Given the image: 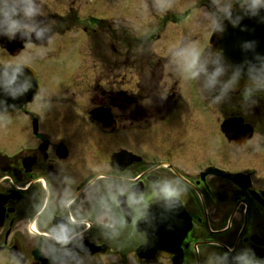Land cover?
I'll use <instances>...</instances> for the list:
<instances>
[{
    "label": "flooded vegetation",
    "instance_id": "1",
    "mask_svg": "<svg viewBox=\"0 0 264 264\" xmlns=\"http://www.w3.org/2000/svg\"><path fill=\"white\" fill-rule=\"evenodd\" d=\"M133 2L153 7L147 14L160 29L190 36L209 33L226 5L243 0ZM37 18L21 12L15 32L42 29L50 43L51 35L78 28L70 8L50 24ZM89 22L104 25L113 40L25 45L16 55L0 48V66L34 73L25 76L33 79V97L0 113V264H41L35 257L46 264H218L225 253L226 264H236L248 249L264 259V84L225 85V69L213 78L218 65L208 63L205 42L193 51L197 67L182 72L188 59L176 56L189 40L172 60L151 52L143 76L140 64L126 61L124 34L101 19ZM90 26L81 32L91 40ZM84 49L95 57L84 58ZM83 159L88 166L80 170ZM165 184L179 198H166ZM61 227L67 244L54 238Z\"/></svg>",
    "mask_w": 264,
    "mask_h": 264
},
{
    "label": "rangeland",
    "instance_id": "2",
    "mask_svg": "<svg viewBox=\"0 0 264 264\" xmlns=\"http://www.w3.org/2000/svg\"><path fill=\"white\" fill-rule=\"evenodd\" d=\"M142 1L144 3L148 0ZM156 1L160 3L165 2V0ZM18 2L19 1L17 0V3ZM33 2L35 7L38 9L36 15L40 16V18L35 20L37 22H46L50 24L51 16L54 13L64 14V12H66V10L69 8L73 10V12L78 17V28L74 30V35H66L60 39L54 35H51L48 46H98V43L102 44L103 46H107L108 43L113 39H110V37L108 38V36L105 34L106 31L102 30L104 25L99 24L97 28H94L93 25H89V20L91 18H97L99 20L101 19L105 22V24H107V26H109L111 33L120 32L122 35L124 34L126 39V44H124L126 51L125 58L127 59L126 61L128 63L131 59L132 61L130 63L135 62L142 65V67L140 65L138 66L139 71H141L143 76L146 74V67L144 68V66L147 63L145 60L149 59V54L151 52L157 54L159 58L162 56L172 60L176 56L174 55L173 49L176 46H180V43L184 42L183 40H189L188 42L193 44L183 46L182 54L176 56L179 59H189L188 54L195 53L193 52L194 49L197 50L198 47L203 45L202 43H206V39L208 37V30L203 32L200 31V29H196L192 35L188 36L187 34H182V31L180 30L173 32L174 30L170 25L160 29L161 23L152 22L149 15L147 14L149 11L156 12L155 9H153V7L150 9V6L147 8L137 7L133 4V0H33ZM165 5L167 6L168 10H172L174 8V4L172 5L171 3H166ZM198 13L203 19L202 22H204V26L209 28V19L204 16L203 12L199 11ZM200 22L201 20L198 19L194 25H199ZM176 23L177 21H175L174 24ZM183 25L184 24H181V26ZM88 26L92 27L93 30L95 29V37L91 40L88 38V36L81 32L84 27ZM156 30H159L157 31L159 33L152 34L153 32H156ZM138 41L142 42V44H139ZM26 46L30 45L27 44ZM113 46L120 45L115 42L113 43ZM189 46H192L193 50H191V47ZM83 53L84 58L90 59V57H95L94 55L90 56L87 49H84ZM0 57L2 58V56ZM178 68L179 67H176L175 70ZM175 70L173 72H175ZM187 71V66H184L182 72L187 73ZM80 162V167H78L80 170L86 168L85 166H88V162L85 159L81 160Z\"/></svg>",
    "mask_w": 264,
    "mask_h": 264
},
{
    "label": "water",
    "instance_id": "3",
    "mask_svg": "<svg viewBox=\"0 0 264 264\" xmlns=\"http://www.w3.org/2000/svg\"><path fill=\"white\" fill-rule=\"evenodd\" d=\"M5 28L6 26L0 22V31ZM25 41L24 34H14L11 42L6 39L5 35H0V46L6 47L14 54L23 48ZM30 42L36 46H47V34L34 31L30 36ZM208 46L210 47L207 56L208 63L220 61L226 71L225 85L240 89L243 86L257 83L264 84V75L257 76L253 71L254 66L264 65V8H261L257 15L252 16L248 14L246 5L232 7L231 19L225 18L218 29L213 30ZM11 68L13 69L0 70V111L2 112L16 110L34 95V87L32 86V89L29 87L33 85V79H25V76L31 74L30 71L26 67ZM186 224V229H188V220L185 221V226ZM166 225L168 224L163 223L162 227L165 228ZM184 235L183 230L182 236L174 242L178 243ZM147 237L146 245L139 249L141 252L147 250L144 253L151 250L150 235L148 234ZM158 244L161 245L162 242ZM162 248L159 247V250ZM35 259L41 261L38 257Z\"/></svg>",
    "mask_w": 264,
    "mask_h": 264
},
{
    "label": "clouds",
    "instance_id": "4",
    "mask_svg": "<svg viewBox=\"0 0 264 264\" xmlns=\"http://www.w3.org/2000/svg\"><path fill=\"white\" fill-rule=\"evenodd\" d=\"M247 6L248 14L255 16L261 8H264V0H243L242 7ZM22 12L24 16L33 17L37 14L38 9L35 7L33 0H24L22 4L17 3V0H0V22L6 26L7 34H14L15 31L19 30L21 27L16 17ZM224 18L231 19V5L228 4L223 9ZM219 21L214 23V29H218ZM39 35V33H37ZM189 59L187 62V67L192 69L197 67L199 53H189ZM218 65L214 72L212 73L213 78L222 75L224 68L220 66V61L217 60ZM253 71L257 76L264 75V65L261 67H253ZM191 75L195 77L197 75L196 71H192ZM235 78V76L233 77ZM163 195L166 198H179L180 192L170 185L165 184L161 189ZM67 204H71L72 200H68ZM54 238L57 243L67 244L70 242L71 237L69 236L67 230L61 227L55 234ZM236 264H264V259L255 258V254L251 252V249L246 250L240 255L233 258ZM227 254L225 253L220 257L218 264H226Z\"/></svg>",
    "mask_w": 264,
    "mask_h": 264
},
{
    "label": "trees",
    "instance_id": "5",
    "mask_svg": "<svg viewBox=\"0 0 264 264\" xmlns=\"http://www.w3.org/2000/svg\"><path fill=\"white\" fill-rule=\"evenodd\" d=\"M138 47V46H137Z\"/></svg>",
    "mask_w": 264,
    "mask_h": 264
}]
</instances>
